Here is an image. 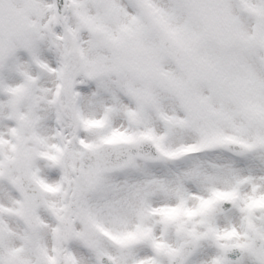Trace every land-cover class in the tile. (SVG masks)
<instances>
[{
	"label": "snow or ice",
	"instance_id": "obj_1",
	"mask_svg": "<svg viewBox=\"0 0 264 264\" xmlns=\"http://www.w3.org/2000/svg\"><path fill=\"white\" fill-rule=\"evenodd\" d=\"M0 264H264V0H0Z\"/></svg>",
	"mask_w": 264,
	"mask_h": 264
},
{
	"label": "clouds",
	"instance_id": "obj_2",
	"mask_svg": "<svg viewBox=\"0 0 264 264\" xmlns=\"http://www.w3.org/2000/svg\"><path fill=\"white\" fill-rule=\"evenodd\" d=\"M58 45L62 51L66 53L64 59L67 64L66 73L72 75L74 78L79 76L80 79L78 82H86V78L83 76V69L81 68V58L78 52L73 47L70 37H66L63 41H58ZM65 117L67 118V110H65ZM113 159H118V157H113ZM205 166H210L213 163H219L218 158L209 153L207 155H202L197 157Z\"/></svg>",
	"mask_w": 264,
	"mask_h": 264
}]
</instances>
